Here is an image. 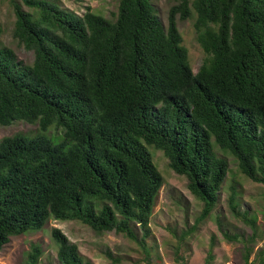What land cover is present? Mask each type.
Returning a JSON list of instances; mask_svg holds the SVG:
<instances>
[{
  "label": "trees",
  "instance_id": "1",
  "mask_svg": "<svg viewBox=\"0 0 264 264\" xmlns=\"http://www.w3.org/2000/svg\"><path fill=\"white\" fill-rule=\"evenodd\" d=\"M8 1L13 37L34 60L0 46V126L26 122L38 132L0 142V252L55 220L121 234L150 255L164 178L149 146L203 203L198 224L216 209L229 173L218 151L264 185V0H178L167 25L152 0H120L114 20L60 0ZM191 18L206 55L197 73L178 27ZM230 189L232 214L252 228V241L257 220ZM51 238L60 264H92L60 229ZM42 256L32 244L25 264ZM213 260L211 252L206 264ZM254 263L264 264V246Z\"/></svg>",
  "mask_w": 264,
  "mask_h": 264
},
{
  "label": "rangeland",
  "instance_id": "2",
  "mask_svg": "<svg viewBox=\"0 0 264 264\" xmlns=\"http://www.w3.org/2000/svg\"><path fill=\"white\" fill-rule=\"evenodd\" d=\"M61 5L83 15L87 8L108 19L114 20L120 0H60ZM158 13L167 25L168 14L178 0H152ZM15 16L8 0H0V46L12 48L18 58L27 64L34 60L33 52H28L13 37ZM195 19H178V27L183 37V45L189 53V60L194 73H197L205 61L206 55L197 40ZM38 132L36 124L15 122L11 126H0V142L3 138L19 133L34 135ZM52 127L48 135H57ZM154 163L164 178V185L151 219L153 231L148 241L150 255H147L135 242L115 232L96 233L89 226L79 221L50 220L44 230L12 237L8 245L0 252V264H25L32 244H40L43 256L39 264H60L57 258L58 247L51 238L54 228L60 229L72 243L78 245L80 253L92 264H112L103 254L110 249L121 257V264H206L212 252L211 264H245L248 244L253 250L249 264H255L256 253L264 246V185L245 177L239 170L237 161L231 154L222 153L216 146L219 156L229 162V173L223 185L221 198L214 212L204 221L197 223L203 210V203L188 188V180L176 174L170 168L165 154L149 146ZM239 191L242 210H247L256 218V234L252 228L238 220L229 206L230 187ZM220 224L236 236L234 241L224 238ZM196 228V229H194Z\"/></svg>",
  "mask_w": 264,
  "mask_h": 264
}]
</instances>
